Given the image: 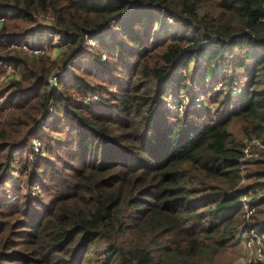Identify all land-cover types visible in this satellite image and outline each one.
I'll list each match as a JSON object with an SVG mask.
<instances>
[{"label":"trees","instance_id":"obj_1","mask_svg":"<svg viewBox=\"0 0 264 264\" xmlns=\"http://www.w3.org/2000/svg\"><path fill=\"white\" fill-rule=\"evenodd\" d=\"M46 16L68 43L63 63L78 62L57 87L52 57L2 44ZM165 17L188 33L158 35ZM0 18V187L55 110L40 152L53 160L47 173L38 181L37 160L23 173L42 194L0 199V264H210L244 223L264 232V193L250 196L264 190V149L242 173L244 145L229 130L235 121L264 143V0H0ZM87 35L98 43L85 51ZM182 59L204 67L189 75ZM6 65L20 73L2 79ZM239 72L237 98L168 118L171 89L207 79L232 89Z\"/></svg>","mask_w":264,"mask_h":264},{"label":"rangeland","instance_id":"obj_2","mask_svg":"<svg viewBox=\"0 0 264 264\" xmlns=\"http://www.w3.org/2000/svg\"><path fill=\"white\" fill-rule=\"evenodd\" d=\"M43 27L41 28H29L27 30V32L22 36V38L20 40H11V41H7L4 40L6 42H12V41H21L25 35H31L30 32L36 31L39 35H43L44 32H48V28H46L50 21H48L47 19H41ZM46 25V26H44ZM39 31H38V30ZM115 28H110V30H114ZM191 29V28H190ZM187 27L184 26L183 24H178L176 21L174 20H169L168 17H165V24L163 25V28L161 29L160 27H156V33L158 35H162L163 33H165V31H169V32H179L182 34L188 33L187 31ZM189 36L192 35V33L190 32L188 34ZM110 39V38H109ZM53 41L52 37L46 36L45 38H41L38 40V42L40 43L41 41L44 42V44L46 45L47 43L50 44L51 42L49 41ZM92 43H88L85 44V51L86 50H90V47L92 45H90ZM97 45V44H96ZM95 46V44H94ZM49 47V45H48ZM93 47V46H92ZM52 47H49V49H51ZM212 48L214 49H219L221 48L220 46H216L213 45ZM83 49V50H84ZM245 49H242L240 47L236 48L232 53L230 52V49L227 50L226 54H229V57H236L241 51L244 52ZM58 53V56L56 58H52L55 63L56 66L54 67V69L52 70V73H59V81H63L65 80V78L67 77V75L69 73H71L73 71V66L78 63L77 60H69L66 61L65 63H63V56H64V52L66 51H61V50H56ZM21 52V51H19ZM22 53V52H21ZM55 50L50 51V53L48 54V56L50 57H54L55 55ZM182 62H190L191 60L189 59H182ZM81 65L86 66L89 64V62L87 60H81ZM69 65V66H68ZM190 69L188 71L189 75L192 74L195 70H200L204 67V65H202V61H197V60H192L190 62ZM221 63H217L216 65L214 64L213 67L215 69H218L220 71L221 69ZM9 68L11 70H9ZM14 70V72H13ZM6 73H11V75H15L17 73H20L19 71H16L14 66H9L7 67V69H5L4 71V75L2 76V79H5L7 76ZM239 86H235L232 89H230L228 86L226 85H222L219 82H212L211 80L207 79L205 82L200 81L198 83V85H200V87H195L192 83V80H188V82L185 83V87L186 88H181V89H171L170 91H168L164 103H163V108L168 112L171 113L172 115H174V117L169 116V119L175 118L176 116H181L183 115V113L186 110H194V111H198V112H211L213 113L218 107H219V102L223 101L225 94H230L232 95V97L237 98V96L241 93L240 88H242V84L245 80L244 77V73L243 72H239ZM59 81H58V85H59ZM224 92V94H223ZM215 93H221L218 95H215ZM200 98V102H196V99ZM182 100L183 101V105L185 108V110L182 112V108H179V112L181 111L182 113L179 112H172L175 111V106L174 103L177 100ZM172 110V111H170ZM49 113L46 117V126H44L43 129H39V131L37 133H40L39 137L34 138L32 140V142H30L29 144V148L27 150H24V148H20L19 151H16L12 157V162H11V168L7 171V173L4 176V184L0 187V199H4L7 202L13 203L15 201H17L21 195L24 194H29V197L31 198H36L38 196H40L42 194L41 191V184L38 182L36 183L31 190H28V186H27V178L23 176V173L25 172V170H29L28 169V165H27V160H30L32 162H35L36 160L38 161V175H39V179L38 181H41L42 176L47 173L48 168L50 163L53 160H43L44 159V155L40 154V152L42 150H44V140L43 137L47 134H49V132H47V130L49 129L48 124L50 122H48L50 117H55V110H54V105L53 102H51L50 104V108H49ZM229 130L233 133V136L237 139L240 140L243 145L245 146V144L247 143L248 140H250L251 138L247 139L242 131L240 130V126L237 122L233 121L230 126H229ZM63 135V134H62ZM54 138L57 139H62L64 140V136H58V135H54ZM254 137V136H253ZM60 140H57V142H59ZM39 150L36 151L37 147L39 146ZM243 146V147H244ZM42 157L40 160L39 158ZM39 159V160H38ZM253 167V166H251ZM247 168H245L244 172H246ZM48 180L46 179V182ZM45 182V181H44ZM246 183V182H245ZM244 183V184H245ZM243 184V185H244ZM33 188H37L35 191H32ZM33 192H35V195H33ZM262 194L264 193V190H257V192H251L250 196H254V194ZM12 195H17V199L14 201L10 200V197ZM50 195L47 194V196L44 194V196L41 198V200H43V202H49L50 200ZM101 248V246H100ZM99 248V249H100ZM101 251V250H100ZM247 250L245 248L244 245H242L241 241L238 240L237 242H235L234 244H232L229 249L225 252H223L222 254H220L219 256H217L214 261L210 264H242L241 260L242 258H244L246 256Z\"/></svg>","mask_w":264,"mask_h":264},{"label":"built area","instance_id":"obj_3","mask_svg":"<svg viewBox=\"0 0 264 264\" xmlns=\"http://www.w3.org/2000/svg\"><path fill=\"white\" fill-rule=\"evenodd\" d=\"M46 19L48 21H52V18L49 16H46ZM169 20H172L168 18ZM4 22V18H0V27L2 23ZM49 23V24H50ZM38 30V29H37ZM48 32H44L43 35H39L36 31L30 32L31 35H25L24 38L21 41H12V42H6L3 41L2 44L6 47V50L8 51H21L23 54H27L32 57H42V56H48L50 51L55 50V55L52 57L53 59L58 56V53L56 50L64 51L68 47V43L60 37L56 32L46 29ZM39 31V30H38ZM46 36L52 37L53 41L50 44H44L43 41L40 43L38 42L39 39L45 38ZM92 43L90 45L94 46L98 43L97 40L92 39L88 35L85 36V44ZM52 47L49 49V47ZM218 46L217 44H213ZM212 45V46H213ZM10 65H6L5 69L9 67ZM69 66V65H68ZM9 70H11L9 68ZM14 72V70H13ZM7 76H11V73H6ZM59 73H54L50 78L49 82L54 86H58L59 81ZM200 98L196 99V102H200ZM183 101L177 100L174 103L175 111L172 112H179V108L183 109L182 112L185 110L186 107L183 105ZM181 111L179 113H182ZM40 144L37 147L36 151L39 150ZM264 149V143L257 137H252L250 140L247 141L245 146L242 149L241 157H240V171L244 173V170L246 168V165L248 161L256 160L260 157L261 151ZM244 180H242L241 183H243ZM37 188H33L32 191H35ZM33 195H35V192H33ZM17 199V195H12L10 197L11 201H14ZM248 196H245L242 200L244 211L246 212V219L249 220V218L255 213L256 209L255 207H251L248 202ZM236 237L238 240L243 243L245 246L247 253L244 258H242L241 262L242 264H264V232H261L257 230L255 227H252L249 224L244 223L238 230Z\"/></svg>","mask_w":264,"mask_h":264},{"label":"crops","instance_id":"obj_4","mask_svg":"<svg viewBox=\"0 0 264 264\" xmlns=\"http://www.w3.org/2000/svg\"><path fill=\"white\" fill-rule=\"evenodd\" d=\"M242 245H243V243H242Z\"/></svg>","mask_w":264,"mask_h":264}]
</instances>
